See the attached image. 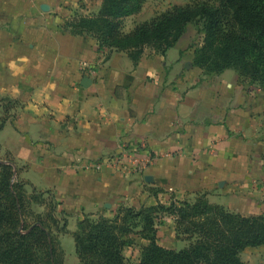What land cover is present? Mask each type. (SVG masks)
<instances>
[{
  "label": "crops",
  "instance_id": "1",
  "mask_svg": "<svg viewBox=\"0 0 264 264\" xmlns=\"http://www.w3.org/2000/svg\"><path fill=\"white\" fill-rule=\"evenodd\" d=\"M102 3L0 0V97L15 102L0 106V118L8 115L0 159L14 163L28 195L49 192L60 203L64 264H82L73 234L90 214L112 218L120 208L205 196L231 212L264 215V89L235 70L207 76L195 66L203 34L192 24L166 54L148 48L137 62L65 28L76 16H97ZM122 144L156 160L136 170L130 158L122 170L107 162L100 171L72 167L112 158ZM156 230L163 248L189 245L170 214H159ZM131 238L123 256L137 264L150 242ZM241 260L264 264V245L247 248Z\"/></svg>",
  "mask_w": 264,
  "mask_h": 264
},
{
  "label": "trees",
  "instance_id": "2",
  "mask_svg": "<svg viewBox=\"0 0 264 264\" xmlns=\"http://www.w3.org/2000/svg\"><path fill=\"white\" fill-rule=\"evenodd\" d=\"M216 1L215 6L176 7L124 34V19L139 13L144 0H103L97 16H76L65 28L94 37L100 51H125L137 62L148 48L166 54L188 25L195 24L203 34L194 52L195 66L207 76L235 70L264 89V0ZM14 104L0 97L6 111ZM7 120V114L0 118V131ZM24 186L14 163L0 159V264H64L59 236L67 232V222L57 215L60 203L49 192L28 195ZM34 205L45 206V212H34ZM160 213L175 217L177 236L189 242L187 247L158 244ZM134 234L150 242L137 264H243L241 254L247 248L264 245V215L231 212L205 196L194 203L120 208L112 218L90 214L73 234L76 255L82 264H129L123 251L134 244Z\"/></svg>",
  "mask_w": 264,
  "mask_h": 264
},
{
  "label": "rangeland",
  "instance_id": "3",
  "mask_svg": "<svg viewBox=\"0 0 264 264\" xmlns=\"http://www.w3.org/2000/svg\"><path fill=\"white\" fill-rule=\"evenodd\" d=\"M216 4V0H144L142 10L139 13L124 19L122 32L124 34H128L132 32L138 25L143 23H151L160 15L166 14L176 7H196L200 5L215 6ZM193 26L196 25L192 24V29H194ZM192 29H190L189 35L191 34ZM194 37L195 41L200 38V36L197 35ZM128 263L133 264L131 262Z\"/></svg>",
  "mask_w": 264,
  "mask_h": 264
},
{
  "label": "built area",
  "instance_id": "4",
  "mask_svg": "<svg viewBox=\"0 0 264 264\" xmlns=\"http://www.w3.org/2000/svg\"><path fill=\"white\" fill-rule=\"evenodd\" d=\"M138 150L131 148L126 144H122L119 153L112 158L106 160H80L72 165V167L78 172H84L87 170L100 171L104 168L106 162L116 169H124L125 160L130 158L131 167L130 169L136 170L138 166H146L148 163L156 160V156L148 155L146 158L141 159L136 156ZM171 155V154H169ZM144 160V161H143Z\"/></svg>",
  "mask_w": 264,
  "mask_h": 264
},
{
  "label": "water",
  "instance_id": "5",
  "mask_svg": "<svg viewBox=\"0 0 264 264\" xmlns=\"http://www.w3.org/2000/svg\"><path fill=\"white\" fill-rule=\"evenodd\" d=\"M91 83V80L89 78H85L82 82L84 86H88Z\"/></svg>",
  "mask_w": 264,
  "mask_h": 264
}]
</instances>
